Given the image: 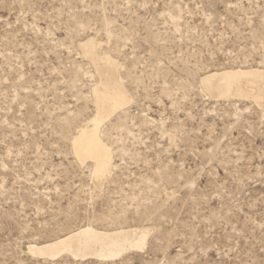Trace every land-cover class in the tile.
<instances>
[{
	"label": "rangeland",
	"instance_id": "rangeland-1",
	"mask_svg": "<svg viewBox=\"0 0 264 264\" xmlns=\"http://www.w3.org/2000/svg\"><path fill=\"white\" fill-rule=\"evenodd\" d=\"M88 36L132 97L98 186L71 147L97 111ZM235 67L264 68V0H0V264H264V99L200 86ZM86 224L153 230L110 259L30 249Z\"/></svg>",
	"mask_w": 264,
	"mask_h": 264
},
{
	"label": "bare ground",
	"instance_id": "bare-ground-1",
	"mask_svg": "<svg viewBox=\"0 0 264 264\" xmlns=\"http://www.w3.org/2000/svg\"><path fill=\"white\" fill-rule=\"evenodd\" d=\"M78 48L93 65L98 77L92 92L97 111L90 121L96 119L99 112V119L104 123L129 105L127 101H132V97L121 76L119 61L110 54L100 53L97 38H83L79 41ZM200 86L206 94L216 99L252 97L259 102L264 99V68L235 67L208 71L201 75ZM95 127L89 122L79 127L72 137L71 147L80 164H91L90 175L98 186L112 173L114 152L103 138L102 130L99 135L95 134ZM143 228L126 226L106 230L86 224L53 240L32 244L30 249L34 254L50 259L61 255H71L82 260L110 259L132 246L136 249L144 248L153 229Z\"/></svg>",
	"mask_w": 264,
	"mask_h": 264
},
{
	"label": "snow or ice",
	"instance_id": "snow-or-ice-1",
	"mask_svg": "<svg viewBox=\"0 0 264 264\" xmlns=\"http://www.w3.org/2000/svg\"><path fill=\"white\" fill-rule=\"evenodd\" d=\"M127 102L128 103H131L130 100L127 101ZM98 107H99V104H98ZM89 124L90 125H93L94 124L96 126L94 132H95L96 135H99V133L101 131V125L103 124V121L99 119V112L97 113V118L94 119V120H92V121H89ZM96 174H98V173H94V175H96Z\"/></svg>",
	"mask_w": 264,
	"mask_h": 264
}]
</instances>
